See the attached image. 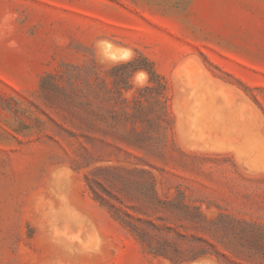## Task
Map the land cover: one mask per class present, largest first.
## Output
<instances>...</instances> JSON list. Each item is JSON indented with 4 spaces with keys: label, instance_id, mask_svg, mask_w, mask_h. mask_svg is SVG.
<instances>
[{
    "label": "rangeland",
    "instance_id": "rangeland-1",
    "mask_svg": "<svg viewBox=\"0 0 264 264\" xmlns=\"http://www.w3.org/2000/svg\"><path fill=\"white\" fill-rule=\"evenodd\" d=\"M0 264H264V0H0Z\"/></svg>",
    "mask_w": 264,
    "mask_h": 264
},
{
    "label": "trees",
    "instance_id": "trees-1",
    "mask_svg": "<svg viewBox=\"0 0 264 264\" xmlns=\"http://www.w3.org/2000/svg\"><path fill=\"white\" fill-rule=\"evenodd\" d=\"M126 65L130 66V67L132 68L133 71L138 70V69H146V70L149 72V74H150V79H153L155 76H157V74H156V72L153 70L152 66H151V68H146L145 66H137V65H135L134 61H129V62L126 63ZM47 81H48V79H47V77H46V78L42 81V86L47 85ZM134 227H135V226H134ZM134 229H135V228H134ZM142 235H143V234H142ZM163 255L169 257L167 254H163Z\"/></svg>",
    "mask_w": 264,
    "mask_h": 264
},
{
    "label": "bare ground",
    "instance_id": "bare-ground-1",
    "mask_svg": "<svg viewBox=\"0 0 264 264\" xmlns=\"http://www.w3.org/2000/svg\"><path fill=\"white\" fill-rule=\"evenodd\" d=\"M192 83L195 84L196 86H198V89L203 88V86H202V83H203L202 76H200V75L193 76L192 77ZM235 98H236V96L234 94H230V95H228L227 100L233 102V101H235Z\"/></svg>",
    "mask_w": 264,
    "mask_h": 264
}]
</instances>
